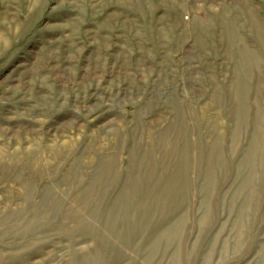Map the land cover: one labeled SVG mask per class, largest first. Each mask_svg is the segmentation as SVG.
Returning <instances> with one entry per match:
<instances>
[{
    "label": "rangeland",
    "instance_id": "obj_1",
    "mask_svg": "<svg viewBox=\"0 0 264 264\" xmlns=\"http://www.w3.org/2000/svg\"><path fill=\"white\" fill-rule=\"evenodd\" d=\"M0 43V264H264V0H0Z\"/></svg>",
    "mask_w": 264,
    "mask_h": 264
},
{
    "label": "bare ground",
    "instance_id": "obj_2",
    "mask_svg": "<svg viewBox=\"0 0 264 264\" xmlns=\"http://www.w3.org/2000/svg\"><path fill=\"white\" fill-rule=\"evenodd\" d=\"M1 44V43H0ZM250 56V55H249ZM250 63L252 62V60H253V56H250ZM249 60L247 59V62H248ZM255 61V60H254ZM253 61V62H254ZM254 64V63H253ZM258 138H259V136L258 135H256ZM236 137H239V136H236ZM255 137V136H254ZM257 137H255V138H257ZM56 138V137H55ZM254 138V139H255ZM238 138H234V140H237ZM240 139V138H239ZM31 141V140H30ZM66 143V142H65ZM70 143V142H69ZM234 143H236V142H233V144ZM238 143V142H237ZM235 144V147H237V145L238 144ZM256 140H253V143H252V145H253V147L250 149V150H247V151H249V153L248 152H246L247 153V160L248 159H251L252 160V157L254 158V155L256 154L255 153V150H256ZM65 145H67V144H64V146ZM251 145V146H252ZM57 146H59V145H57ZM56 146V147H57ZM55 147V146H54ZM66 147V146H65ZM68 147V146H67ZM66 147V148H67ZM216 147H217V145H216ZM215 147V148H216ZM234 147V146H233ZM234 147V148H235ZM44 148V147H43ZM60 148V147H59ZM66 148H65V150H66ZM49 149H50V147H49ZM58 149V148H57ZM64 149V148H63ZM45 150V149H44ZM54 150V149H53ZM53 150H45L46 152L47 151H51V152H54L55 153V151L56 152H58V150H55V151H53ZM68 151H70L69 150V148L67 149ZM66 150V151H67ZM73 150H74V148H73ZM63 151V150H62ZM67 151V152H68ZM214 151V150H213ZM235 152V151H234ZM13 153V152H12ZM23 153V152H22ZM25 153V152H24ZM28 154H26L25 156H23V154H22V156L18 153H14V154H10L8 151H6L5 149H3L1 146H0V164H3V168H4V166L5 165H7V164H9V162H10V164L11 165H13V164H15L16 166H20V165H23L24 164V162L26 161L25 159H30V157L32 156V160H30L28 163L27 162H25V164H28V165H30L31 167L32 166H34L35 168L36 167H38V164H39V162H38V159H37V155H36V161H34L33 160V157H34V152L33 151H30V152H27ZM59 153V152H58ZM65 153V152H64ZM60 154V153H59ZM58 154V155H59ZM53 155V153L51 154V156ZM57 155V154H56ZM58 155H57V158H60V156L58 157ZM61 155V154H60ZM246 155V154H245ZM256 156V155H255ZM39 157V156H38ZM53 157H54V155H53ZM210 157V156H209ZM52 158V157H51ZM245 158H246V156H245ZM8 159L10 160L9 162H7L8 161ZM244 161H246V160H244ZM109 162V161H108ZM108 162H107V164H108ZM244 163V162H243ZM247 163V162H246ZM254 166V165H253ZM0 168H2V167H0ZM112 168V167H111ZM240 169V168H239ZM250 176V175H249ZM251 177V176H250ZM3 178V177H2ZM251 179V178H250ZM249 180V179H248ZM250 181V180H249ZM248 183V182H247ZM246 183V184H247ZM246 187V186H245ZM246 202V201H245ZM245 204V203H244ZM249 211V210H248ZM247 213V212H246ZM36 227V226H35ZM264 251V250H263ZM263 255V254H262ZM261 256V255H260ZM263 259V258H262Z\"/></svg>",
    "mask_w": 264,
    "mask_h": 264
}]
</instances>
